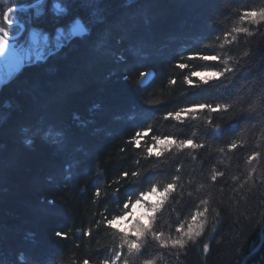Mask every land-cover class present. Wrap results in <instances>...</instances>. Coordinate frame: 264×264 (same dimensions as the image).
Returning <instances> with one entry per match:
<instances>
[{"label":"trees","instance_id":"obj_1","mask_svg":"<svg viewBox=\"0 0 264 264\" xmlns=\"http://www.w3.org/2000/svg\"><path fill=\"white\" fill-rule=\"evenodd\" d=\"M69 2V11L59 15L57 22L47 10L38 28L51 33L78 20L89 35L74 38L44 60L27 65L0 94V264H72L73 260L79 264L85 258L89 264L105 260L113 264L115 245L104 235L103 226L86 234L101 219L100 210L108 205L110 215L129 196L174 175L206 181L212 165L225 176L213 190L214 198L224 203L220 223L208 239L209 250L204 251V238L179 253L150 243L141 257L163 253L157 264H241L261 241L264 160L258 166L261 170L253 173L255 187L250 191L246 186L233 192L238 182L230 176L243 173L245 157L260 151L251 141L257 139L264 119L247 113L228 119V113L213 112V123H221L216 131L203 123L180 124L162 117L200 102L215 106L236 100L245 105L264 86V36H256L250 62L234 73L207 84L193 76L199 86L178 83L171 94L165 89L173 76L182 79L191 71L222 67L218 61L187 57L220 51L205 45L215 44L216 36L225 31L232 8L253 6L259 0H97L88 6L86 0ZM177 62L189 67L173 71ZM148 67L155 78L141 87L137 81ZM157 95L164 96L163 103H145ZM150 123L153 131L142 145L154 135L186 139L195 133L197 141L204 140L213 150H199L195 160L185 153L167 163L165 157L144 160L138 156L142 148L133 151L128 141ZM245 132L248 145L227 155L218 151ZM181 163L184 167L177 173ZM137 169L143 173L138 182L125 178L112 184L122 173L130 176ZM221 185L223 193L218 190ZM97 188L109 195L92 215ZM114 188H119L115 196L111 195ZM175 199L180 203L175 210L166 205L158 214L159 223L167 219L175 226L197 204L187 195L174 194ZM245 264H264V246Z\"/></svg>","mask_w":264,"mask_h":264},{"label":"clouds","instance_id":"obj_2","mask_svg":"<svg viewBox=\"0 0 264 264\" xmlns=\"http://www.w3.org/2000/svg\"><path fill=\"white\" fill-rule=\"evenodd\" d=\"M256 36H264V0H259L253 6L241 5L232 8V15L225 26V31L216 36L215 44L205 45L206 47H218L220 51L210 56L190 55L187 57V59L198 58L218 61L222 67L215 70L191 71L182 79L173 76L166 81L165 89H167V93L171 94L178 83L187 86H199V84H194L191 79L193 76L198 77L200 83L207 84L212 80H220L222 77L234 73L238 70V66L250 62L253 55L252 45L255 43L252 38ZM241 44L244 47L240 51L235 53L231 51V48H239ZM185 67H189V65L177 62L173 71L176 69L182 70ZM143 78L142 74L137 83ZM228 78L231 79L232 77L229 76ZM159 91L163 93L164 89ZM163 102V95H157L145 101L148 105H159ZM213 112L228 113V119L242 113L256 114L264 119V86H261L252 100L245 105H241L236 100L220 102L215 106L200 102L193 107H182L174 112H168L162 118L164 120L171 119L180 124L190 121L198 124L203 123L219 131L221 123L219 121L213 123ZM220 119H223V116ZM152 131L153 124L150 123L145 129L140 130L136 137L128 141L132 145L133 151L142 148L138 156L144 160H148L153 156L157 159L165 157L164 163H167L169 159L175 158L180 153H185L195 160L196 153L199 150L206 147L209 148V151L213 150L204 140L197 141L195 133L186 139L154 135L151 136L150 141L142 145L141 141L144 137L151 135ZM251 142L260 148V151L253 152L245 157L243 173L230 176L233 182H238L233 192H239L245 189L246 186L249 191L255 187L253 173L261 170L258 166L264 160V127L257 133V139ZM249 143L250 140L247 132H245L239 137L230 139L229 143L219 147L218 151L227 155L234 152L238 147H243ZM121 151H124V149H121ZM139 163L140 159L134 161V164L138 165ZM158 166V164L151 165L153 168ZM183 167L182 163L177 165L176 172L181 173ZM142 174L139 169L133 171L130 176L128 172H124L118 179H114L112 184L118 185L125 178L132 182H138ZM224 176L225 172L223 170L218 169L216 165H212L207 170L206 181L184 180L182 175H174L167 180H157L134 197L129 196L123 202V205L118 206V210L110 215L108 214L109 207L105 205L99 212L101 219L86 234L90 235L92 231L103 226L106 230L104 235L109 237L110 242L115 245L113 248L115 252L113 264H157V261L163 259V253L148 259L141 257L142 251L150 243L156 248L176 250L179 253L191 245H196L201 238H204L203 248L207 252L209 250L208 239L216 231L222 218L220 204L224 203V201L214 198L213 190L216 182ZM218 190L223 193V186L221 185ZM118 192L119 188H114L111 195L115 196ZM174 194H178L181 198L187 195V197L197 201L196 207L175 226L169 223L167 219L161 224L159 223L161 217L158 214L163 211L165 206L171 205L172 209L175 210L176 205L180 203V199L173 200ZM108 195L109 192L101 188L96 189L91 201L92 215L97 214L95 206ZM176 216L179 219L178 212ZM165 224L168 225L167 229L164 228ZM124 249H127L126 255ZM121 256H123L122 262ZM72 264H76V261L73 260ZM79 264H89V261L85 258ZM102 264H109V262L105 260ZM165 264H167L166 261Z\"/></svg>","mask_w":264,"mask_h":264},{"label":"rangeland","instance_id":"obj_3","mask_svg":"<svg viewBox=\"0 0 264 264\" xmlns=\"http://www.w3.org/2000/svg\"><path fill=\"white\" fill-rule=\"evenodd\" d=\"M24 1L25 0H0V19L2 20L4 14L13 7L23 6L22 4L26 2ZM39 1L41 0H36L33 4ZM69 1L70 0H45L42 4L33 7L30 11L27 10L22 13H13L8 19L9 23L19 22L23 24L25 28L23 32L19 26L9 27L6 23H3V28L7 31L9 36H15L22 32V35L14 43V45L26 61L34 62L36 59L43 58L52 51L60 49L74 38L89 35V31L88 34L81 33L79 36L73 35V29L78 26V21H75L65 27H57L51 33L38 28L39 22L42 23L41 20L43 19V16L44 18L46 17L45 13H47V10L51 16L56 18L55 22H57V18L64 15L66 11H69V4L71 3ZM86 1L87 6L88 4H97V0ZM261 240H263L262 237ZM255 255L256 250H253L245 257H253ZM246 261L247 260L244 261V264Z\"/></svg>","mask_w":264,"mask_h":264},{"label":"water","instance_id":"obj_4","mask_svg":"<svg viewBox=\"0 0 264 264\" xmlns=\"http://www.w3.org/2000/svg\"><path fill=\"white\" fill-rule=\"evenodd\" d=\"M44 1L45 0H41L28 6L13 7L5 15L6 23L8 24L7 19L10 14L28 10L42 4ZM22 32L15 37H10L7 36L6 32L2 28H0V94L6 85L13 81V79L26 67V65H29L11 43L12 41L18 39L22 35ZM84 32L85 30L82 25H79L73 30V35L79 36ZM262 239H264V236ZM249 257H245L242 264H244V261Z\"/></svg>","mask_w":264,"mask_h":264},{"label":"bare ground","instance_id":"obj_5","mask_svg":"<svg viewBox=\"0 0 264 264\" xmlns=\"http://www.w3.org/2000/svg\"><path fill=\"white\" fill-rule=\"evenodd\" d=\"M25 62L26 63H29V61H26L25 60ZM145 72L143 73V76H144V78H143V80H140V82H139V85L141 86V87H146V86H148L150 83H152V81L154 80V78H155V73H154V70L152 69V68H150V67H148V68H146L145 70H144ZM15 79V78H14ZM13 79V80H14ZM12 82V81H11ZM149 82V83H148ZM260 233H261V237L263 238V236H264V225H263V227L260 229ZM264 239L263 240H261L260 241V243L258 244V246H257V248L255 249L256 250V253H258L262 248H263V246H264ZM251 257H249L248 259H250ZM242 264V263H241Z\"/></svg>","mask_w":264,"mask_h":264},{"label":"flooded vegetation","instance_id":"obj_6","mask_svg":"<svg viewBox=\"0 0 264 264\" xmlns=\"http://www.w3.org/2000/svg\"><path fill=\"white\" fill-rule=\"evenodd\" d=\"M16 23H19V22H16ZM13 27V26H12Z\"/></svg>","mask_w":264,"mask_h":264}]
</instances>
